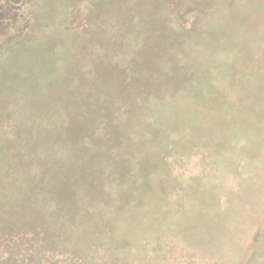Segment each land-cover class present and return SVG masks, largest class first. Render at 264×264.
<instances>
[{"label":"rangeland","instance_id":"rangeland-1","mask_svg":"<svg viewBox=\"0 0 264 264\" xmlns=\"http://www.w3.org/2000/svg\"><path fill=\"white\" fill-rule=\"evenodd\" d=\"M0 264H264V0H0Z\"/></svg>","mask_w":264,"mask_h":264},{"label":"trees","instance_id":"trees-1","mask_svg":"<svg viewBox=\"0 0 264 264\" xmlns=\"http://www.w3.org/2000/svg\"><path fill=\"white\" fill-rule=\"evenodd\" d=\"M20 6H22V4H19ZM23 5H24V2H23Z\"/></svg>","mask_w":264,"mask_h":264}]
</instances>
